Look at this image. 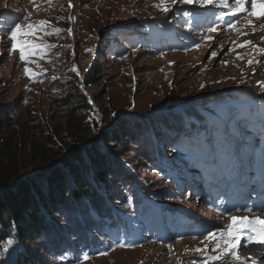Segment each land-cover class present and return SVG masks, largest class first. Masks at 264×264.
<instances>
[{
	"label": "rangeland",
	"instance_id": "1",
	"mask_svg": "<svg viewBox=\"0 0 264 264\" xmlns=\"http://www.w3.org/2000/svg\"><path fill=\"white\" fill-rule=\"evenodd\" d=\"M229 4L0 0V136L67 135L81 96L92 113L78 137L92 140L79 148L116 145L97 206L83 197L49 219L58 229L46 221L31 264H264V242L247 229L236 255L224 251L232 217L264 215V17L227 14ZM40 21L42 31L17 40L50 47L21 60L10 29ZM113 130L124 150L103 143ZM26 157L21 169L43 165ZM23 252L0 231V264Z\"/></svg>",
	"mask_w": 264,
	"mask_h": 264
},
{
	"label": "trees",
	"instance_id": "2",
	"mask_svg": "<svg viewBox=\"0 0 264 264\" xmlns=\"http://www.w3.org/2000/svg\"><path fill=\"white\" fill-rule=\"evenodd\" d=\"M74 102V109L67 115V135L48 134L34 128L21 141L16 136H12L13 140L0 136V231L11 232L20 240L25 252L19 255V264H31L28 256L33 253L28 251H34L35 239L39 238L44 224L48 222L51 228H59L58 223L49 219L61 216L60 212L66 208L72 209L83 197L89 198L96 207L98 193L95 191L112 180L116 171L108 164L116 145H108L110 152L103 153L99 152L100 144L79 148L92 140L78 137L92 112L84 97H76ZM142 120L148 128H155L150 119L149 122ZM117 125L122 134H127L123 120ZM116 131L105 133L103 143L114 140L124 150L125 144ZM24 153L32 162L41 159L43 165H37L32 172L27 167L21 169L19 163L26 156ZM132 196L136 199L135 194Z\"/></svg>",
	"mask_w": 264,
	"mask_h": 264
},
{
	"label": "snow or ice",
	"instance_id": "3",
	"mask_svg": "<svg viewBox=\"0 0 264 264\" xmlns=\"http://www.w3.org/2000/svg\"><path fill=\"white\" fill-rule=\"evenodd\" d=\"M175 3V0H173ZM184 3L186 4H193L195 0H183ZM204 3L208 5H214V6H219L221 8H230L229 0H219V4L216 5L214 4V0H203ZM235 4V10L230 11L227 14L230 15H237L238 13H247L248 16L250 17H256V18H261L264 17V12L257 13V8L258 7H264V0H251L250 8L251 10L248 9V0H233ZM162 3H164V0H162ZM71 6V5H69ZM167 7L163 8V11H167ZM23 19H27V17H23ZM46 21H40L39 24H27L26 26L22 25L21 23H15L14 26L10 29L9 32V38H11L14 43L12 45V50H16L17 47L20 49V59L25 60L26 55L25 53L27 52L28 55H32L36 50L38 49H43L46 47H50V45H40V44H34L30 43L28 40H17V34H21L22 36H34L37 31H42L43 30V25L46 24ZM251 23V21H249ZM229 28L235 29L236 28V23H232L229 25ZM210 31H216L215 28L209 29ZM59 31V30H56ZM248 44H251V41L248 42ZM246 45L242 44L240 47H245ZM257 51H262L264 52V49H257ZM213 56L215 53L212 54ZM242 58V57H238ZM249 65L253 63L252 60L248 61ZM27 71V69H26ZM233 224L230 227L228 231V237L229 239L224 240L223 243L227 245V248L224 250L225 253H232L233 255H236L235 250L237 249L241 238L243 237L245 229L252 231V232H257L260 242H264V219H261L259 217L250 220L248 217H242V218H237V217H232ZM209 240H215L216 239V234L215 233H210L208 237H206ZM11 244V241L9 242ZM221 247L220 243H217L216 248L214 251L219 250ZM220 256H213L211 257L212 260H218L220 259ZM237 255V259H238Z\"/></svg>",
	"mask_w": 264,
	"mask_h": 264
},
{
	"label": "bare ground",
	"instance_id": "4",
	"mask_svg": "<svg viewBox=\"0 0 264 264\" xmlns=\"http://www.w3.org/2000/svg\"><path fill=\"white\" fill-rule=\"evenodd\" d=\"M259 218H261V219H264V215H259ZM252 219H254V218H252ZM252 219H250V220H252ZM256 235H258V233L256 232ZM255 258H258V256L257 255H253ZM261 258H264L263 256H261Z\"/></svg>",
	"mask_w": 264,
	"mask_h": 264
}]
</instances>
